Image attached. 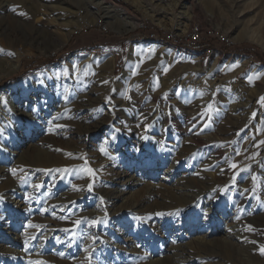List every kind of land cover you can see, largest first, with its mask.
Masks as SVG:
<instances>
[{"label":"rangeland","instance_id":"1","mask_svg":"<svg viewBox=\"0 0 264 264\" xmlns=\"http://www.w3.org/2000/svg\"><path fill=\"white\" fill-rule=\"evenodd\" d=\"M98 2L0 0V8L9 7L0 10V58L5 59L0 94L14 87L29 90L20 100L6 101L8 111L0 112V264H157L170 256L174 264H210L196 245L209 248L225 241L242 259L233 264L253 259L264 264V254L248 259L246 252L249 245L264 246V145L259 144L264 140V0H105L114 5L112 18ZM191 5L188 21L182 14ZM133 18L135 23L128 25ZM84 22L91 26L81 27ZM137 22V29L128 28ZM190 23L193 29L199 23L229 36L233 47L220 44L223 52L202 60L191 50L148 40L167 30L161 26L185 29ZM206 33L204 37L212 36ZM239 35L255 39H236ZM17 59L19 68L6 74ZM216 73L219 80L212 82ZM80 99L93 101L92 108H76ZM95 118L103 125L85 138L82 133ZM196 140H216L221 155L212 149L198 152ZM36 147L52 158L35 163L37 170L19 169L17 153ZM255 150L250 162L239 160ZM87 168L94 170L91 175ZM189 170L199 171L196 177L208 182L199 181L190 190L201 201L183 211V217L171 215L160 222L149 217L156 207L144 202L124 216L108 217L106 242L98 228L67 225L74 212L104 215L134 202L143 187L161 190L159 205L170 204L172 195H190L182 187ZM20 174L26 184L4 194L10 179ZM95 176L105 181L117 177V184H111L121 198L113 203L105 189H93L82 195L83 201L66 206L72 209L66 219L58 208L42 212L64 193H78L87 181L94 185ZM205 183L214 184L208 196ZM241 197L250 204L236 216ZM245 225V230L235 229Z\"/></svg>","mask_w":264,"mask_h":264},{"label":"bare ground","instance_id":"2","mask_svg":"<svg viewBox=\"0 0 264 264\" xmlns=\"http://www.w3.org/2000/svg\"><path fill=\"white\" fill-rule=\"evenodd\" d=\"M105 0H99V2L97 3L98 5H101L104 9H106L108 12H109V17L112 18L113 17V14L110 13V9L112 7H114L113 4L109 3V4H104ZM5 5V4H3ZM2 5V6H3ZM5 6H3L2 8H0V10H8L9 7H6L4 8ZM15 9V8H14ZM4 12V11H3ZM19 12V11H18ZM1 14V13H0ZM183 16L186 17V19L189 21L190 18H192L193 16V6L191 5V7H186L185 10H183ZM21 16V15H20ZM115 17V16H114ZM24 18V17H23ZM106 18V17H105ZM155 19V18H154ZM6 20V19H5ZM9 20V19H8ZM139 20V19H138ZM108 21L105 20L104 24L105 26H109V24L106 22ZM137 21V20H136ZM140 21V20H139ZM160 21V20H159ZM142 22V21H140ZM140 22H137V25H133V26H130L128 28H133V29H137L138 27V24ZM153 25H157L159 23H156L154 22L152 19L151 21ZM99 22H96L95 24H92L93 26L94 25H97ZM135 21H134V18L133 20H130L129 19V22H128V25H132L134 24ZM162 23V22H161ZM166 23V22H165ZM89 23H85L83 25H81V27H87V26H91L90 24L88 25ZM197 25V27H199V31H198V40L199 41H213V39H225L227 37H225L224 35L221 36V35H217L218 32H214L213 30L211 29H206L201 26V24L199 23H194ZM1 25H3L2 27L5 29L7 24L6 23H1ZM161 25V24H160ZM187 25V24H186ZM136 26V27H135ZM193 23L185 26V29H178V28H175V30L173 29H170V26L167 27V26H161L167 30H170V32H168L167 30H164L163 34L161 36H170V35H175L176 37H180L181 39H189L191 37L194 36V29L192 28ZM76 29H78L76 26H75ZM103 29V28H102ZM159 30V28H158ZM162 30V29H161ZM77 31V30H76ZM163 31V30H162ZM107 32V31H106ZM140 32V31H139ZM177 32V33H176ZM206 32H210V34L212 36H210V38L208 37H204V35H206L207 33ZM72 32L69 33V35L71 34ZM213 33V34H212ZM135 35V34H134ZM213 37V38H212ZM215 37V38H214ZM243 38H246V39H255L253 37V35H243L242 36ZM240 37V35L238 37H235L236 39H240L242 38ZM141 37L139 36V39ZM143 39V38H142ZM148 40H151V41H154V42H161V43H167L176 48H182V49H186V50H191L195 53H197L200 58L202 59V57H204L206 55V47L205 46H191L187 43H183V42H174L172 39L170 38H166V37H158V36H150L148 37ZM12 46V44H11ZM13 48V46H12ZM224 49H220V48H215L214 50H209L207 52V58H211L213 57L214 55H216V53L218 54V52H223ZM1 53V52H0ZM3 61H5L4 58H0V63H2ZM87 62V61H86ZM19 63H20V60L17 59V61L15 62V65H12V69L11 70H7L6 71V74H11L12 72H15L17 70V68H19ZM74 63L71 62L70 65H72ZM214 63V61H213ZM213 66V64H211V67ZM197 70L200 69V63L197 62ZM210 69H213L214 66ZM124 73H127V72H124ZM211 73V72H210ZM4 74V75H6ZM216 75H218L217 73L214 74L211 78V81L212 82H218L219 79L215 78ZM25 91H27L26 93H24V90H21L20 89H17L16 87H14L13 89H9L7 90V93H2L0 94V112H4V111H8V102L7 103H4L5 101H9L10 103H12L14 100H19L21 98H23V96L25 95H28V92L29 90L26 89ZM33 91V90H32ZM31 91V92H32ZM56 98V97H55ZM9 99V100H8ZM24 100H28L27 98H24ZM81 100V99H80ZM82 102H79L77 105H76V108L77 107H86L85 109H88L89 107L92 108V105L94 104L93 101L90 102V99H87L86 102H84V100H81ZM4 103V104H3ZM3 104V105H2ZM31 105V104H30ZM97 105V104H96ZM70 109H72V112H75L76 111V108H72V107H69ZM68 108V110H69ZM67 110V111H68ZM79 110V109H78ZM5 112V113H6ZM174 116V115H173ZM43 119V118H42ZM97 118L93 119V124H89L88 126L85 127L83 133H82V136H84L85 138H87L88 136L90 137L91 135H93L98 128H100L103 123L101 121H96ZM101 119V118H100ZM175 119V117H174ZM41 120V119H40ZM103 120V119H102ZM44 121V119L42 120ZM173 121V120H171ZM52 122V121H51ZM174 122V121H173ZM91 123V122H90ZM80 126V125H78ZM1 127V126H0ZM78 133L81 134V131ZM81 136V135H80ZM119 140V139H118ZM123 142H128V138L127 139H122ZM225 141V140H222V142ZM120 141H117L116 143L119 144ZM211 143H205V142H202L200 140H196V147H197V150L198 152H201V151H204L206 149H212L213 151H215L218 155H221V145L218 144V142L216 140H214V142L212 141H209ZM226 142V141H225ZM224 142V143H225ZM195 143V142H194ZM209 144H213V145H209ZM194 151V150H193ZM17 153V152H16ZM73 153V152H71ZM70 155H73V154H70ZM236 156V155H235ZM257 156V153H256V150L255 151H250L246 154H243L241 156H239V160H241L242 162L245 163V161H248L250 162L251 160H253L252 158H255ZM260 156V155H259ZM70 157V156H69ZM68 157V158H69ZM50 158H52V156H50L49 153L46 152L45 149H43V147H36L34 148L31 152H18L17 153V158L15 160V165L19 166V169L20 167L22 166H26V167H29L30 170H37L35 168V163H43L44 161H49ZM238 160V159H237ZM243 163V164H244ZM238 164V163H237ZM242 164V163H241ZM118 168H116V172H114L115 174L118 175L119 173V169H122V166L121 164L117 165ZM56 167V166H55ZM187 168V167H186ZM4 169L1 168L0 166V171H3ZM55 170V169H54ZM102 171V170H100ZM190 171V170H189ZM194 171V170H193ZM100 174V173H99ZM196 175H201V173H199V171H195V172H192L190 171L189 174L187 173L186 176H185V179L182 178V181H183V189L184 191L187 189L189 194H190V190L192 191L193 189L196 188V185L199 183V179L196 177ZM22 178V175L20 174V176H15L13 178L10 179L8 185L5 187L4 189V194H11V193H14L15 192V187L16 186H19V185H25L26 184V181H25V178L23 177ZM93 183L94 185L92 184V181H87L86 183H84L83 185H80L77 189H78V193H83V194H78V193H70V194H66L64 193L65 195H61L60 198L56 199L55 200H51L49 203L50 204H47L48 206L46 207H43V210L42 212H51L53 211V208H58L60 210V212L62 213V211L64 212L63 216H60L61 218L63 217V219H66L65 217L68 216L69 213L72 212V209L70 210H65L66 206L68 207H73L77 201H83L84 200V197L82 195H85L88 191H94L93 189H95L97 192H100L102 189H105L106 191V196L108 197V200H112V202L114 203L116 200L120 199L122 195H120L118 193L117 190L113 189L112 188V184L111 183H114V184H117V177L115 179H112L113 181L111 180H108V181H105V179H102L101 176L99 177H94L93 178ZM137 181V180H135ZM202 181V180H201ZM200 181V182H201ZM134 181L131 179L130 180V183H133ZM138 182V181H137ZM202 182H208L206 180L202 181ZM83 183V182H82ZM92 184L93 187L90 189L88 187L89 184ZM119 183V182H118ZM181 184V185H182ZM102 186L101 188H99V186ZM180 186V185H179ZM178 186V187H179ZM229 186V185H228ZM180 187V189L182 188ZM205 188H207V190H203L205 191L204 193L207 194L208 196V192L209 194L213 192L212 189H214V184H211V183H205L204 185ZM216 187V186H215ZM200 188V187H199ZM223 188V187H222ZM159 189V188H158ZM231 191V190H230ZM215 194V193H213ZM162 195V192L161 190L159 189L157 192H156V187L155 188H152V189H147L145 187L143 188H140L138 190V192L136 193L135 195V201L134 202H126L124 203V205L121 206V208H117L115 209L113 212H107L106 216L102 215L101 213H99L97 210H86V211H78V212H74V214L69 218V220H67V225L69 224L71 227H77L78 225L75 224V221L76 220H80V224H86L88 226V228L91 227L92 228H98V231H100V235H99V238L101 239L102 242H106L108 241V237L106 236V222L107 220L109 219L108 217H117V216H124L126 215L125 213L127 211H130L132 212V210L140 207V204L141 203H149V208H153V207H156V210H154L152 213L154 214H150L149 217H153V219L155 218L156 220H160L163 221L164 223L166 222L167 218L171 215H175L176 217H183L184 216V212L183 211H191L193 210L192 208L194 207V204L195 203H198L201 201L200 200V197H197L196 195H186V193H182V196L179 195H172L170 196V201L169 203L170 204H166L164 203V205H159L158 204V201L156 200L157 198L161 197ZM192 195V196H191ZM212 195V194H211ZM186 196V197H185ZM214 196V195H213ZM185 197V198H184ZM202 197V196H201ZM103 198V197H102ZM197 198V199H196ZM212 198V197H211ZM242 198V197H241ZM54 199V198H53ZM237 203L239 205L240 209L237 213H236V216H238L240 213H242V207H245V206H248L250 204V202L248 201L247 197H244L242 199H237ZM135 203V204H134ZM144 203V204H145ZM155 204V206H153ZM252 204V203H251ZM46 205V204H45ZM142 206V205H141ZM201 206V205H200ZM238 207V206H237ZM257 208V207H256ZM28 209V208H27ZM141 210V209H139ZM153 210V209H152ZM122 211V212H121ZM123 213V214H122ZM65 214H67L66 216H64ZM33 215V214H32ZM156 216V217H155ZM175 217V218H176ZM37 218V217H36ZM41 221V224L45 223L43 221L42 218L39 219ZM170 220V219H169ZM236 220H237V217H236ZM92 221H96V223H92ZM252 221V220H251ZM237 222L241 225H243L241 223V221H238ZM44 225V224H43ZM258 227L259 229H262L263 228V225L261 223H258ZM246 229V225L243 226V228L240 226L236 227L235 229ZM244 229V230H245ZM34 230V229H33ZM242 230V231H244ZM36 231H33V233H35ZM96 232V231H95ZM246 232V231H244ZM38 233V232H37ZM242 234V233H241ZM237 236V234H236ZM246 235H244L245 237ZM96 241V240H95ZM93 242V239L91 240L90 244H94L92 243ZM259 244V243H258ZM233 243L230 242V241H225L223 243H218L216 247H207V245H203L201 243H198L196 245V251L198 253L202 252L204 253L203 255H207L211 258V263L210 264H219L221 263L222 261H225L227 262L228 264H233V263H236V262H240L242 263V259L241 258H237L238 257V250L235 249L233 247ZM251 246V249H247L246 252H247V255H248V259H251L252 258V255H255L258 256L259 254H261V251H260V245H258V249L257 247L255 246H252V245H249V247ZM97 246H93L91 245V250L92 249H96ZM256 248L257 251H255V253H253V249ZM255 249V250H256ZM89 250V251H91ZM88 262V260L86 261ZM67 263V262H65ZM84 263H85V260H84ZM175 261L172 259V257L170 256V258H167L166 257H163V259H161V261L157 264H174ZM252 263H255V264H258L254 261H250V264ZM222 264V263H221Z\"/></svg>","mask_w":264,"mask_h":264},{"label":"built area","instance_id":"3","mask_svg":"<svg viewBox=\"0 0 264 264\" xmlns=\"http://www.w3.org/2000/svg\"><path fill=\"white\" fill-rule=\"evenodd\" d=\"M198 31L199 27L194 29V36L189 39H181L180 37H176L174 34L170 36H160L158 34H153L152 36H158V37H166L172 39L174 42H183L187 43L191 46H205L206 47V55L202 57V60L207 58V52L209 50H214L215 48H219V45L222 44L226 46L225 49H230L233 47V44H230V38L225 39H213V41H199L198 40ZM214 42H218L219 44H214Z\"/></svg>","mask_w":264,"mask_h":264},{"label":"snow or ice","instance_id":"4","mask_svg":"<svg viewBox=\"0 0 264 264\" xmlns=\"http://www.w3.org/2000/svg\"><path fill=\"white\" fill-rule=\"evenodd\" d=\"M137 67H138V66H137ZM232 67H236V65H232ZM165 72H167V68L165 69ZM133 74H135V73H133ZM64 75H68V72L65 71ZM250 79H251V78H250ZM105 83H107V82L105 81ZM261 100L264 101V97H262ZM5 103H6V101H5ZM212 107H213V106H212V104L210 103V104L208 105V108H209V109H212ZM202 115H203V114H202ZM252 116H253V118H254V117L256 116V113H253ZM208 119H211V116H210V115L208 116ZM116 131L118 132L119 129H116ZM241 131H243V130H241ZM259 144L264 145V140L259 141ZM101 151H103V149H101ZM232 167L235 168V167H237V165H236L235 163H233V164H232ZM14 171H15V170H14ZM85 171H87V172L89 173V175H91V174L93 173L94 170L91 169V168H87V169H85ZM21 179H23V177H22ZM36 187L38 188V187H40V185H36ZM88 187L91 189V188L93 187V185L90 183V184L88 185ZM92 223H96V221H92ZM75 224L79 225V224H80V220H76V221H75ZM249 227H251V226H249ZM260 251H261V254H264V246H261Z\"/></svg>","mask_w":264,"mask_h":264},{"label":"trees","instance_id":"5","mask_svg":"<svg viewBox=\"0 0 264 264\" xmlns=\"http://www.w3.org/2000/svg\"><path fill=\"white\" fill-rule=\"evenodd\" d=\"M262 61V59H260ZM33 68L29 69V70H32ZM117 69H120L119 65L117 66Z\"/></svg>","mask_w":264,"mask_h":264}]
</instances>
